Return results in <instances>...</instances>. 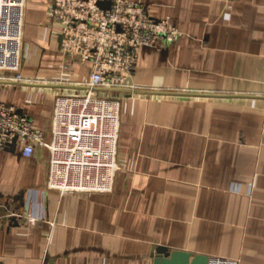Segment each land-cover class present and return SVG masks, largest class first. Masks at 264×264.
<instances>
[{
  "label": "crops",
  "instance_id": "crops-1",
  "mask_svg": "<svg viewBox=\"0 0 264 264\" xmlns=\"http://www.w3.org/2000/svg\"><path fill=\"white\" fill-rule=\"evenodd\" d=\"M127 1L181 36L142 48L129 91L100 92L121 100L114 189L62 193L47 149L2 152L0 264H155L158 246L264 264V0ZM51 6L26 0L24 84H0L47 140L57 97L91 76L61 51Z\"/></svg>",
  "mask_w": 264,
  "mask_h": 264
},
{
  "label": "built area",
  "instance_id": "built-area-1",
  "mask_svg": "<svg viewBox=\"0 0 264 264\" xmlns=\"http://www.w3.org/2000/svg\"><path fill=\"white\" fill-rule=\"evenodd\" d=\"M99 3L52 0L50 16L61 27V51L70 62L90 64L91 76L80 86L83 92L57 97L50 140L0 98V154L21 146L23 155L32 157L38 148L47 149L48 187L62 193L113 191L121 100L95 89L128 87L142 48L181 36L170 18L152 17L143 3L112 0L109 8ZM25 4L26 0H0V82H24L20 71ZM64 69L69 72L71 65Z\"/></svg>",
  "mask_w": 264,
  "mask_h": 264
},
{
  "label": "water",
  "instance_id": "water-1",
  "mask_svg": "<svg viewBox=\"0 0 264 264\" xmlns=\"http://www.w3.org/2000/svg\"><path fill=\"white\" fill-rule=\"evenodd\" d=\"M99 4L103 8H109L111 5V4H105L102 1H100ZM2 83L24 84L22 82H0V84ZM42 86L57 87L55 85H42ZM67 87H73V86H67ZM95 91L125 92V91H129V89L127 87L96 88ZM154 258H155V264H210V260H211L210 257L206 255H202V254L194 255L191 252H186L183 250H170L166 246H158L155 250Z\"/></svg>",
  "mask_w": 264,
  "mask_h": 264
},
{
  "label": "rangeland",
  "instance_id": "rangeland-1",
  "mask_svg": "<svg viewBox=\"0 0 264 264\" xmlns=\"http://www.w3.org/2000/svg\"><path fill=\"white\" fill-rule=\"evenodd\" d=\"M50 85H52V84H50Z\"/></svg>",
  "mask_w": 264,
  "mask_h": 264
}]
</instances>
